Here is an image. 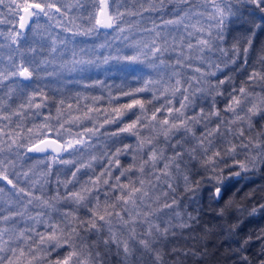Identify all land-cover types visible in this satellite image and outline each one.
I'll return each mask as SVG.
<instances>
[{
	"label": "snow or ice",
	"instance_id": "6c2138e0",
	"mask_svg": "<svg viewBox=\"0 0 264 264\" xmlns=\"http://www.w3.org/2000/svg\"><path fill=\"white\" fill-rule=\"evenodd\" d=\"M91 3L94 11L88 13L89 25L82 28L75 23L77 17L69 18L68 15L73 8L79 10L83 7L81 0L62 5L60 0H0V5L12 17V20L0 19V23L13 24L14 30L7 33V39L9 47L16 45L15 55L19 57L15 59L10 55L7 63L0 62V180L15 190L10 194L13 198L0 200V264H102L96 244L86 241L87 234L95 233L100 237L102 232L106 234L98 243L106 249L115 248L116 254H122L125 262L139 252L149 254L154 264H164L162 249L165 242L176 237L178 231L190 228L192 222H198L191 213L181 212L175 195L177 176L183 180L185 192L194 194L198 187V182H191L184 172L187 168L185 157L190 161L199 154L200 163L211 166L213 170L218 162L226 163L224 157H231L242 171L264 165V141L261 139L264 132L254 133L253 125L254 117L264 118V69H253L248 74L245 82L248 87H233L228 93L223 109L231 114L227 119L221 116V110L215 104V96H224L219 89L226 80L220 79L216 84L210 80L221 70V63L226 66L235 64L239 58V42L231 49L222 47V42L227 22L238 16L241 4L251 6L248 11L251 19L246 21L251 25L247 28L249 35L243 41V63L247 64V53L252 47L256 30L264 32V0H140V11L130 15L145 12L161 15L151 20L150 28L142 30L145 35L125 45L133 49V54L104 56L102 61L108 64L110 59H115L131 64L141 62L142 57H150L153 67L172 68L167 80L161 77L159 81H146L144 87L135 89L141 92L149 89L150 85L158 84L159 94L165 98L164 104L155 108L150 117L144 115L143 120L138 118L111 134L115 137L119 133H130L138 138L134 145L123 144L113 150H101L99 155L90 154L87 162H79L71 173V179L63 182V196L59 192L51 198L43 193L36 195L32 189L41 182L32 179L29 172L15 171V161L9 156L14 149L44 151L40 147L43 144L83 154L94 147L93 138L99 128L115 122V117L121 115V110L114 108L110 119L109 114L101 113L98 108L85 106L81 111L79 105L76 108L79 115H73L71 103L67 104L69 111L65 114V101L61 99L55 117L49 111L43 116V123L31 126L27 123L31 117L41 116L42 110L48 108L49 97L39 86L28 91L31 84L22 81L31 82L34 77L39 79L40 72L47 71L54 58L64 55L68 49L58 50V36L49 34L46 43L36 41L38 46L30 45L26 49L29 53L26 58L19 47L21 38L28 43L25 31L32 24L31 31L40 35L42 41L43 34L37 33L39 24L34 21L44 16L55 19L57 27H63L64 31L73 35H91L99 30V26L113 29L115 39H120L125 33L120 23L124 13L115 8L110 11L109 0H91ZM168 4L172 7L167 10L166 18L165 5ZM258 13L261 23L256 22ZM62 20L66 23L62 24ZM123 40L129 41V36L123 35ZM70 51L71 59L61 65L68 71H87L89 66L97 65L101 59H85L84 56L89 53L84 48L80 49L83 56L79 58L75 49ZM229 51L232 52L231 57H228ZM92 52L95 53V48ZM165 57L171 58L169 64H165ZM223 57L228 59L222 60ZM261 63L264 64V56ZM47 74L51 76L55 73ZM226 79L231 82L230 77ZM96 83L102 84L103 81ZM257 84L261 85L260 91H256ZM177 97L178 107L173 103ZM208 97H211L209 108L197 103V100L203 101ZM96 99L99 98H93L94 101ZM135 106H139L144 113L142 100L134 99L124 105L127 109ZM162 111L165 115L158 119ZM92 113L103 115V123L80 128L82 119H94L90 115ZM52 119L57 127L49 126ZM197 126L200 135L196 134ZM72 127H76L77 131L73 132ZM61 129L70 138L64 143L58 140L49 142L47 134L52 131L64 138ZM142 129L147 130V135H141ZM36 132L41 133L36 137L38 143L33 142ZM233 136L239 140L238 144L229 138ZM218 138L226 144L225 147L216 146ZM238 148L244 153L243 159L235 158ZM126 155L131 156V162L121 165L120 158ZM97 161L101 164L99 172L93 168V162ZM60 162L68 164L73 161ZM82 169L91 170V174L86 173L87 178L81 182L77 173ZM21 179L29 183L27 189L19 187ZM70 184L73 188L68 187ZM4 192L5 189L0 187V195ZM220 194L221 189L216 187L215 196ZM61 202L67 207L62 209L59 206ZM259 207L264 209V205ZM81 208L88 213L86 217L79 215ZM256 212L257 209L253 208L252 214ZM254 238L262 245L258 264H264V230ZM252 241L253 236H248L241 243L238 249L240 264H250L244 253ZM171 251L176 252L177 249ZM180 254L188 255L183 251Z\"/></svg>",
	"mask_w": 264,
	"mask_h": 264
},
{
	"label": "trees",
	"instance_id": "16d2710c",
	"mask_svg": "<svg viewBox=\"0 0 264 264\" xmlns=\"http://www.w3.org/2000/svg\"><path fill=\"white\" fill-rule=\"evenodd\" d=\"M75 0H60V4L74 3ZM83 7L79 10L73 8L70 12L69 18L75 16L76 24L81 27H87L89 21L87 19L88 13L94 11V5L91 0H81ZM110 11L113 8L118 9L124 13L121 20V26L125 28L123 35L129 36V41L123 40V35L120 39H115L113 29L103 30L98 27V31L91 35H73L71 32L64 31L63 27H57L56 20H50L48 17L41 16L35 23L39 24L37 33L43 34L44 39L41 41L40 35L33 33L29 25V30L25 31V37L28 43H25L24 38L20 40V50L24 52L25 57L29 56L26 49L36 45V41L46 43L48 35L58 36L57 48L64 49V55L56 56L54 63L48 66L47 71L40 72V78L29 81H22L24 84H31L28 91L39 86L49 97L48 108L42 110V115L39 117H31L28 120V126L33 123L39 125L44 122L43 116L51 111L52 116L56 115V108L59 107V101H65L63 111L65 114L69 111L67 104L73 105L72 114L79 115L76 111L77 105L84 110L85 106L98 108L101 113H107L112 118L111 112L114 108L121 110V115L115 117V122L103 124L95 138H93L94 147L85 151L83 154L75 153L72 149L63 150L62 153L49 152L43 155H34L27 151L26 148L14 149L9 156L15 161L17 172H29V176L34 180H40V184H36L32 189L36 195L43 193L48 198L56 195L57 192L63 196L64 188L63 182L71 179V173L79 166V162H87L90 154L99 155L101 150H113L115 147H120L123 144L134 145L137 137L130 133H119L118 136L113 137V132L118 130L128 123L136 121L138 118L143 120L144 115L151 116L152 112L157 107H161L165 98L159 94V85L149 86L145 91L136 92L135 89L142 88L146 81H159L161 77L167 80L168 76L173 71L172 68L161 69L153 67V61L149 58H141V62L127 63L123 60L110 59L108 64H104L102 58L104 56H123L133 54V49L126 47L130 41L139 39L143 33V29L152 26L151 20H155L161 13H142V15H130L140 11V0H109ZM172 5H165L167 18V10H170ZM240 13L238 16L231 18L227 22L225 40L222 42V47L231 49L232 46L239 42L240 54L235 64L225 65L221 63V70L216 73V76L211 77L210 80L216 84L220 79H225L226 82L220 86V91L224 92V96H215V104L221 110V116L225 119L229 118L231 114L223 111L228 93L233 87L237 89L244 85L247 81L248 74L253 69L260 71L264 69V64L261 63V57L264 56V32L259 29L256 30L255 36L252 38V47L247 53V64L243 63L245 47L243 41L249 35L247 28L251 25L246 23L251 19L248 16L249 7L241 4ZM0 19L12 20L7 9L0 5ZM59 19V17H57ZM256 22L259 20V13L256 17ZM62 24L66 23L61 21ZM14 30L12 23H0V62L7 63V57L15 55L16 45L9 47L10 41L7 39V33ZM63 40L64 43H59ZM105 47H100V45ZM88 50L89 55L84 56L85 59L100 57L97 65L89 66L87 71H68L61 67L63 63L71 59V51L75 49L78 58L83 56L80 49ZM95 48V53L92 49ZM232 56L229 51L228 57ZM228 57L221 58L227 60ZM43 58V57H42ZM171 62L170 57H165V64ZM219 62V61H218ZM48 72H54V75L49 76ZM231 78L229 83L226 78ZM97 81H103L102 84H97ZM256 91H260L261 85L255 86ZM251 90V89H249ZM124 92H130L131 95H123ZM214 95V94H213ZM264 95V93H262ZM156 99H153V97ZM79 97V99H77ZM93 98H99L95 101ZM134 99L142 100L145 104L144 113H141L139 106L127 109L124 105L131 103ZM178 99L173 101L178 107ZM19 103V100H15ZM197 103L206 109L210 107L211 97L203 101L197 100ZM94 117L92 120L82 119L80 128L93 127L103 123V115L90 114ZM165 113L162 111L158 114V119L163 117ZM216 121L214 120L213 123ZM254 133L264 132V118L256 116L253 118ZM50 127H57L56 121L52 119L49 124ZM68 127V125H66ZM139 127V125H138ZM73 132L77 131L76 127H72ZM63 139L57 136L55 131L49 132L47 135L57 137L62 143L65 139L70 137L60 130ZM196 134L200 135L199 126L196 127ZM246 131V135H247ZM41 135L36 132L33 137V142ZM141 135H147V130L142 129ZM233 143L238 144L239 140L236 137H229ZM264 141V137H261ZM216 146L223 148L225 143H221L218 138ZM19 155H15V152ZM238 155L236 159H243L244 153L238 148ZM223 155V154H222ZM121 165H128L131 162V156H121ZM199 154L197 158L188 160L185 157L187 168L184 172L189 176V180L194 184L198 182V187L195 193L184 191L183 180L177 176L175 180L176 197L179 199L181 212L191 213L197 217L198 222H192L190 228L178 231L177 236L170 238L165 242L163 247L164 264H240V253L238 249L243 240L248 236H253V241L247 246V251L244 253L248 256L250 264H258L261 251V242L255 240V235L260 234L264 230V209H260V205H264V165H259L255 169L249 171H242L239 166L233 163L231 157H224L225 162H218L215 170L211 166H204L200 163ZM61 160H71L72 163L64 164ZM101 164L99 161L93 162V168L96 172L100 171ZM12 170L10 169V172ZM87 174H91V170L82 169L77 173L79 181H84ZM239 173L238 176H235ZM43 174V175H42ZM115 174V173H114ZM75 184V182H73ZM41 184L43 187H41ZM0 187L5 189L4 194L0 195V200H8L13 198L10 196L15 190L11 189L5 181L0 180ZM19 187H29V183L21 179ZM69 188H73L70 184ZM221 187L222 192L219 198L215 197V188ZM62 209L67 207L63 202L59 205ZM256 208L257 212L252 214V209ZM81 217H86L88 213L81 208L79 210ZM106 233L102 232L100 237L95 233H89L86 236V241L90 244H96V250L101 254L102 264H154L151 256L147 253L141 254L137 252L136 256L131 260L125 262L123 255H117L115 248L106 249L103 244L98 243L99 239ZM172 249H177L172 252ZM187 252L188 255H181L180 252ZM195 255H192V253Z\"/></svg>",
	"mask_w": 264,
	"mask_h": 264
},
{
	"label": "water",
	"instance_id": "95a60500",
	"mask_svg": "<svg viewBox=\"0 0 264 264\" xmlns=\"http://www.w3.org/2000/svg\"><path fill=\"white\" fill-rule=\"evenodd\" d=\"M101 19H103V18H101ZM100 28H102V27H100ZM102 29L103 30H109V29H105V28H102ZM47 139L49 140V142H51L52 140H58L59 143H62L57 137H55L53 135H47ZM34 143H38V140H35ZM40 147L44 148L45 150L44 151H32V152H29V153L34 154V155H43V154H46V153H49V152L57 153V152H59L61 150L60 148H57L56 145H52V147H46L45 145L41 144ZM235 176H238V175H235ZM219 188L221 189V192H222V188L221 187H219ZM214 193H215V191H214ZM219 197H216V198H219Z\"/></svg>",
	"mask_w": 264,
	"mask_h": 264
},
{
	"label": "rangeland",
	"instance_id": "374dc122",
	"mask_svg": "<svg viewBox=\"0 0 264 264\" xmlns=\"http://www.w3.org/2000/svg\"><path fill=\"white\" fill-rule=\"evenodd\" d=\"M63 150H64V149H61V150H60L59 152H57V153H62V152H63Z\"/></svg>",
	"mask_w": 264,
	"mask_h": 264
}]
</instances>
